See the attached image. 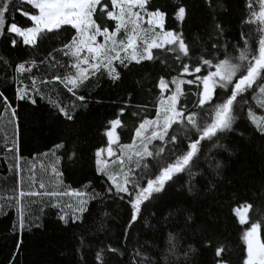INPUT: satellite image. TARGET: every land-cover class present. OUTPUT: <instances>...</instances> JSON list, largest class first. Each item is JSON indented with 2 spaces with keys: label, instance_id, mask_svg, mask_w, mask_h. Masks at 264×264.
<instances>
[{
  "label": "snow or ice",
  "instance_id": "1",
  "mask_svg": "<svg viewBox=\"0 0 264 264\" xmlns=\"http://www.w3.org/2000/svg\"><path fill=\"white\" fill-rule=\"evenodd\" d=\"M201 3L210 18L206 39L193 33L190 44L185 27ZM246 7L247 23L258 25L254 47L244 35L228 38L219 16L227 10L224 0H0V151L4 153L0 160L17 176L14 194L0 197V219L9 222L3 236L8 255L0 264H22L24 234L44 231L43 221L49 213L72 232L77 264H89V254L93 255L91 264H158L150 254L155 247L152 240L164 241L165 258L176 256L178 234L167 230L169 217L179 214L181 230H187L194 220L183 203L184 194L197 198V177L205 185V194H218L224 168L218 157L232 155L235 138H244L245 133L264 139V115H258L252 103L264 111V0H248ZM63 26L74 31L60 49L70 62L65 73L53 75L51 81L63 85L75 98L70 105L42 90L50 83L48 79L31 74L43 60L14 63L9 58L11 51L23 46L37 48L48 34L58 33ZM154 50L172 54L179 66L176 74L169 66L151 84L144 77L127 84L125 78L137 72V66L157 60ZM97 74L106 76L118 93L109 101L117 112L103 132L106 146L93 151L86 150L78 137L80 114L89 101L77 92ZM22 77L29 82L24 83ZM139 92L152 99L134 105ZM149 105L154 109L151 118L143 114L149 112ZM41 107L59 125L51 147L33 154L48 158L49 163H42L41 168L52 187L43 178L37 183L33 162L28 168L29 190L25 191L22 161L26 163L30 134L38 131L25 112ZM132 107L137 108L131 115L139 123L128 129L131 143L121 144L120 131L125 130L121 117ZM74 167H87L93 175L77 181L80 187L68 188L64 176ZM170 189L180 193L174 204L166 199ZM258 192L264 194V178ZM65 196L75 199L64 204ZM163 207L169 209L166 214H161ZM253 209L245 201L231 210L244 229L242 264H264V215L250 222ZM149 217L156 223H150ZM211 220V226L200 230L203 246L214 247V264H228L227 245L214 242L220 217L213 214ZM113 226L118 229L115 236ZM209 235L214 239H208ZM189 251L196 249L189 245Z\"/></svg>",
  "mask_w": 264,
  "mask_h": 264
},
{
  "label": "trees",
  "instance_id": "2",
  "mask_svg": "<svg viewBox=\"0 0 264 264\" xmlns=\"http://www.w3.org/2000/svg\"><path fill=\"white\" fill-rule=\"evenodd\" d=\"M247 2L248 0H224L227 10L220 12L219 16L226 26L229 39H240L244 35L249 41V46L254 47L259 39L258 25L247 23L249 17V10L246 7ZM256 10H258V5H256ZM209 20L207 10L201 3L200 7L194 10L191 21L185 27L186 42L192 43L193 33L199 34L202 40L206 39L205 33L208 30ZM73 34L74 31L70 29V26H63L58 33L48 34V37L37 48L32 49L23 46L20 51H11L9 56L14 63L29 59H35L39 63L43 60L44 64L40 65L38 69L34 68L31 74L39 79H48L50 83L44 86L42 90L65 105H70L75 98L67 92L63 85L52 82L51 78L53 75H63L65 73L70 61L60 49L62 44L66 43L67 39ZM121 36H123V33ZM49 53H51V56H49ZM154 55L157 56V60L145 62L142 68L137 66L138 71L130 73L125 78L127 84H131L133 80H140L141 77L146 78L151 84L153 79L165 74L169 66L174 69L172 74H176L175 69H178L179 66L173 62L171 53L154 50ZM53 63L56 64V67H50ZM60 65L65 67H60ZM69 71L71 70L69 69ZM22 79H24V83L29 82L24 77ZM117 93L118 90H114L107 83V77H102L100 74H97V77L90 78L89 81L85 82V86L78 90L77 95H86V100L89 101L87 110L81 111L78 121V137L86 150L91 149L94 151L96 147L106 146V137H104L103 132L107 121L115 118L117 112V109L109 101L115 99ZM95 99H101L105 102L102 104L92 103L91 101ZM145 99L151 100L152 97H146L143 92H139L135 95L132 103L134 105L140 104ZM252 103L253 110L257 111L258 115H264V111L259 110L254 101ZM77 107H80L79 102H77ZM136 111L137 108L132 107L121 117L125 125L124 131L118 129L121 144L131 143V133L128 129H133L139 123L138 117L131 115L132 112ZM143 114L151 118L154 115V109L149 105V112ZM25 115L27 121L38 128V131L30 134L28 147L24 152L25 158H32L34 153L45 152L51 147L59 125L55 119L50 117L46 107L38 108L35 112L29 109L25 112ZM245 127L251 128L252 126L246 124ZM262 150H264V139L258 135L250 136L245 133L244 138H235L232 155L225 153L218 157L224 165L223 181L218 185V194H205V185L197 177L194 181L200 189L197 198L188 197L185 193L186 199L183 200L185 207L191 209L194 217L190 227L187 230H181V226L177 224V221L181 219L179 214L176 218L169 217L167 230L178 234L179 246L176 256L168 255L165 258L164 249L166 246L164 241L152 240L155 247L150 254L157 260L158 264H214V247L203 246V238L200 232L203 226H211V216L213 214L220 217L214 242L219 243L222 241L227 245L225 258L228 260V264H242L244 256V243L241 239L243 227L235 222L231 210L237 206L238 202L247 201L254 205V209L249 212L250 222L264 215V194L258 192L259 182L264 178V151ZM3 155V151H0V156ZM194 171L198 170L194 169ZM8 172L9 169L6 167L5 162L0 160V175H6ZM92 175V171L87 167H74L71 172L65 173L64 183L72 188H77L80 187L77 181L83 182L84 176L91 177ZM209 178L211 179V177ZM180 183L181 181H178L176 187H179ZM179 195L180 193L170 189L169 197L166 199L169 203L174 204L176 197ZM151 211L154 212L156 209L153 208ZM160 211L161 214H166L169 209L163 207ZM149 219L150 223H156L151 217ZM8 223L6 219H0V261H3L8 255V248L4 246L6 241L3 239L6 232L5 226ZM43 223L45 225L44 231H37L32 235L24 234L22 264H77L76 241L72 232L60 226L54 213H49L44 218ZM117 232L118 229L113 226L112 235L115 236ZM262 236L264 238V230H262ZM144 238L151 239V236L145 235ZM207 238L214 239L211 235ZM100 239H103V237L101 236ZM88 242L98 243L96 240H86V243ZM189 245L194 247L196 251H189ZM185 252L188 253L187 256L184 255ZM87 259L91 264L93 255L89 254ZM110 264H114V261H111Z\"/></svg>",
  "mask_w": 264,
  "mask_h": 264
},
{
  "label": "rangeland",
  "instance_id": "3",
  "mask_svg": "<svg viewBox=\"0 0 264 264\" xmlns=\"http://www.w3.org/2000/svg\"><path fill=\"white\" fill-rule=\"evenodd\" d=\"M9 134H10V129H9ZM0 135H2V133H0ZM0 143H3L2 139H0ZM25 161H26V163L24 161H22L23 172L21 173V177L23 179L24 190L25 191L29 190L28 168L33 162H35V164H36V168L34 171H35V177H36L37 183L40 181L41 178H43L46 182H48V186L51 189L52 182L48 181V176L44 174V170L41 168L42 163L45 165H47L49 163L48 158H46V157H35L34 156L32 158H25ZM10 163H11V161L9 159L8 164H10ZM16 181H17V176H16L14 171L9 170V172L6 175H2V176L0 175L1 197H9V196H12L14 194L13 189H15L17 187ZM64 186H66L68 188H72L70 185H67L66 183H64ZM33 190H38V189H33ZM58 190H64V188H60ZM37 199H39V198H37ZM74 199L75 198H73V197L65 196V197H63L62 203L70 204L74 201ZM261 238L264 239L262 236V233H261Z\"/></svg>",
  "mask_w": 264,
  "mask_h": 264
}]
</instances>
